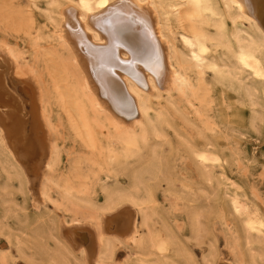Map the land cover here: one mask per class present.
<instances>
[{
  "label": "bare ground",
  "instance_id": "6f19581e",
  "mask_svg": "<svg viewBox=\"0 0 264 264\" xmlns=\"http://www.w3.org/2000/svg\"><path fill=\"white\" fill-rule=\"evenodd\" d=\"M27 2L45 18L49 35L46 38L38 30L32 37L34 21L26 16V8L13 0H0L1 33H22L32 49L29 58L0 43V155L10 167L33 175L45 197L58 190L67 211L82 206L75 194L85 193L83 179L94 176V181L107 184L111 180L109 166L122 158L140 157L142 149H147L151 160L148 170L152 166L160 174L166 170L168 155L157 149L164 146L151 140L170 145L164 132V126L169 125L162 112L153 111L152 97H164L186 120V111L191 110L202 126L214 130L216 124L209 113L212 86L217 85L234 92L250 107L253 131L259 132L264 124V0H42L46 8L37 0ZM30 59L34 64L27 67L32 69L28 72L25 67L27 76L19 78L20 65ZM30 73H36L37 79ZM52 102L61 112L59 123L53 120ZM62 119L91 152L97 148V136L109 143L108 128L117 133V149L106 144L107 166L100 165L95 153L79 156L73 159L68 174L54 182ZM188 147L187 156L200 182L213 193L221 190L227 199L224 210L242 218L253 257L252 244L264 243V211L228 175L225 160L215 147L208 144L203 151ZM141 175L135 174L136 184ZM134 188L132 196L103 187V213L93 207L87 211L95 220V230L87 225L85 229L74 224L62 226L65 239L88 245L91 237L95 240L88 254L76 243L86 262L112 256L115 243L123 244L124 237L135 246L149 243L151 254L159 257L154 264H171L164 254L165 242L144 238L142 227L149 229L153 201L150 193L143 195ZM252 193L257 198L256 191ZM124 202L134 209L122 207ZM135 213L141 216V225ZM118 217L122 220L118 229L125 235L122 238L111 231L115 227L109 221ZM189 217L199 235L203 229L200 214L189 210ZM74 222L79 224L76 218ZM131 256L136 264H146L137 252ZM260 258L264 260V253Z\"/></svg>",
  "mask_w": 264,
  "mask_h": 264
},
{
  "label": "rangeland",
  "instance_id": "374dc122",
  "mask_svg": "<svg viewBox=\"0 0 264 264\" xmlns=\"http://www.w3.org/2000/svg\"><path fill=\"white\" fill-rule=\"evenodd\" d=\"M37 1L41 3L42 8L47 7L42 0ZM13 2L18 7L26 8V16L34 21L32 37L39 30L42 36L48 38L45 18L37 10L29 8L27 0ZM1 32V44L3 42L8 48L19 49L30 58L32 49L27 37L22 33ZM30 60L20 65L23 75L21 74L19 78L27 76L25 67L28 72L32 69L27 67L33 63ZM29 75L36 78V73ZM150 101L153 111L162 112L169 125L164 126V132L170 145L151 140V143L157 142L164 146V148L158 146L157 149L164 150L168 155L166 170L161 174L154 166L150 167L152 171L148 170L151 160L147 149H142L140 157L128 160L122 158L112 167L109 166L111 180L107 184L103 181H94V176L83 179L85 193L75 194L78 195L75 199L82 198L76 199L82 203L77 210L67 211L66 203L61 204L58 190H51L49 198L42 195L39 182L33 175L28 176L15 170L13 166L10 167L11 163L3 162L4 157L0 155L2 165H0V264H136L131 260L132 252H137L146 264L157 263L159 257L151 254L149 243L135 246L121 237L125 235L118 229L122 224L119 217L109 220L115 228L111 226L108 228L123 240V244L122 241L115 243L112 256L86 262L85 257L76 249L77 240L61 236L63 225H80L84 229L86 228L84 225H87L91 228L87 229L95 230V220L87 213L91 212L89 207L97 209L99 214L103 213L101 208L106 204L104 186L122 195L134 196V187L143 195L147 192L151 194L150 201L153 202L149 206L151 215L149 229L147 231L142 227V232L145 239L152 237L155 241L165 242L164 254L166 261L171 264H264V260L260 258L264 253V243L252 244L254 249L252 257L246 245L242 218L224 210L223 206L227 205V199L221 196V190L213 193L207 184L200 182L194 163L191 157L187 156L190 150L188 146L198 151H203L208 144L215 147L225 160L228 175L240 184L250 200L264 211V124L259 132L253 131L249 125L250 107L242 103L234 92L217 85L212 86L209 113L216 124L214 130H207V127L202 126L191 110L186 111L188 120L184 119L164 97L159 100L152 97ZM181 108H185L184 104ZM50 109L54 122L59 123L61 117L59 107L52 102ZM115 133L108 128L109 143L105 137L97 136V148L91 152L62 119L57 135L59 157L54 182L60 179V175L68 174L73 159L79 156L91 157V154L95 153L100 165L107 166L106 146L110 145L116 150L118 145ZM183 155L186 157L182 158ZM138 172L142 175L140 182L136 184L134 176ZM214 172L219 176L218 168H215ZM20 180L25 182V188ZM200 186L203 189L198 190ZM252 191H256L257 198L253 197ZM121 206L134 209L128 202L122 203ZM189 210H195L200 214L203 229L199 235L193 230ZM75 218L79 224L74 222ZM135 218L141 225V216L135 213ZM93 241L95 240L91 237L90 245L87 242L85 245L77 244L88 254L89 247H94Z\"/></svg>",
  "mask_w": 264,
  "mask_h": 264
}]
</instances>
